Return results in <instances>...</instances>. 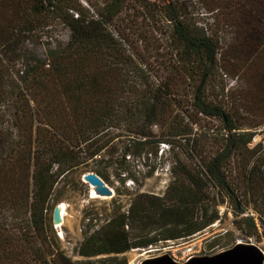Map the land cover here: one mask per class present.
Listing matches in <instances>:
<instances>
[{"label": "trees", "instance_id": "1", "mask_svg": "<svg viewBox=\"0 0 264 264\" xmlns=\"http://www.w3.org/2000/svg\"><path fill=\"white\" fill-rule=\"evenodd\" d=\"M82 1L0 0V264H104L186 238L220 219L219 194L236 189L257 213L235 219L237 229L263 239L264 170L246 159L260 145L248 148L253 132L241 129L264 118L246 121L224 100L240 88L251 113L264 117V0H197L209 26L197 23L192 0H102L94 13ZM58 24L69 31L66 41L48 35ZM37 34L47 38L44 57L28 46ZM159 34L167 36L165 53ZM215 70L237 77L238 86L218 98L203 83L184 111L182 87ZM199 116L217 118L219 129L202 127ZM164 123L187 138L198 126L204 143L188 141L185 158L171 159L163 194L136 192L126 210L117 206L91 232L88 218L76 249L83 259L71 261L47 217L55 185L118 136L115 176L138 183L130 157H156L160 142L173 149V139L153 138L152 127ZM94 171L110 182L106 167Z\"/></svg>", "mask_w": 264, "mask_h": 264}, {"label": "rangeland", "instance_id": "2", "mask_svg": "<svg viewBox=\"0 0 264 264\" xmlns=\"http://www.w3.org/2000/svg\"><path fill=\"white\" fill-rule=\"evenodd\" d=\"M81 3L95 12L97 8L102 7V0H83ZM191 10L194 15L198 17V24L209 26L212 22V17L207 13L204 8L199 4L197 0H192ZM201 12L203 14H201ZM142 17L138 18V22L141 23ZM214 28V27H213ZM69 31L62 24H58L48 35H52L53 41H66ZM161 44L160 53H165L167 48H164L167 36L157 35ZM47 38L46 35H35L31 39L29 48L41 57H44L47 52ZM166 49V50H165ZM157 68V66H156ZM155 68V69H156ZM163 73L162 71H160ZM160 72L158 73L160 75ZM155 75L156 72H154ZM162 75V74H161ZM157 77L153 76V79ZM201 75L191 85L182 87L180 90V100L182 109L188 111L190 109L189 98L193 94L197 85L200 83ZM237 77L228 74L220 75V72H216L213 76H207L204 79V88L209 96L224 97L227 90H235L238 86ZM224 86V90L223 87ZM240 94H234V97H229L224 100L228 102V105L233 103V106L238 108L239 115L246 117V121H259L263 119V115H257L256 117L251 113V104L247 101L245 94L240 88H238ZM225 99V98H224ZM190 111V110H189ZM188 113V112H187ZM199 123L204 128H211L217 130L220 127V121L217 118H209L199 116ZM187 118V117H186ZM142 118L137 115L135 120L140 121ZM177 120L181 121L179 117ZM186 119L183 120V123ZM168 123L162 124V126H153L152 133L155 134L153 138L155 140L173 139V149L169 144L160 142L158 144V154L156 157L149 156V158H132L130 157V163L136 167L139 171L138 183L132 180H127L122 184L115 176L116 161L121 159V140L124 136H118L112 140V142L104 147L102 151L93 158L81 157L82 163L75 169L65 175L59 183L55 185L52 198L49 201L47 209V217L52 225V212L53 208L58 203L65 204V217L63 222L59 225H52L58 240L56 244L60 247V250L64 251V254L71 259V261H77L83 259L76 252L79 243L82 241L85 230L89 227L88 218L91 220V227L89 232L97 228L99 225L105 223L106 219L110 216L113 209L117 206H121V211L126 210L130 202L131 197L136 192H151L161 195L165 191L169 181L170 172L169 164L173 157L185 158L187 147L198 144H203L204 139L197 137L201 130L198 126L194 128L193 134L187 138L182 135L169 134ZM182 128V127H181ZM198 129V134L195 135ZM179 131V128H175V133ZM241 131L253 132L251 141L247 144L248 148H253L256 145H260L256 152L246 154V159H252L254 162H258L262 170H264V123L256 127L243 126ZM197 139L195 140V137ZM186 137V138H185ZM190 139V140H189ZM189 141V145L186 144ZM154 147V146H153ZM209 149L210 146H208ZM85 153L82 152V155ZM128 158V156H127ZM106 167L110 172V182H106L112 189V196H101L97 194V197L92 196V186L86 182L82 175L85 172H95V169ZM151 167L153 172L150 176H146L147 169ZM95 194V193H94ZM233 196H228L225 192L219 194L218 200L223 199V202L218 205L220 219L210 224L203 230L186 238H180L177 240L161 241L156 245L148 246L146 248H133L117 256L116 259H109L104 264H140L142 259L152 256L169 253L175 260L184 261L190 256L213 254L223 249H226L238 241L248 242L252 237H243L241 232L237 229L235 219L240 218L246 214H252L257 216L254 212L252 203L247 204L249 196L245 197L241 191L234 190ZM240 209H244V212L236 216ZM228 232V234H226ZM256 238V237H255ZM257 241V239H256ZM257 244L264 250V238L257 241ZM109 255H97L90 257L92 260L106 259Z\"/></svg>", "mask_w": 264, "mask_h": 264}, {"label": "water", "instance_id": "3", "mask_svg": "<svg viewBox=\"0 0 264 264\" xmlns=\"http://www.w3.org/2000/svg\"><path fill=\"white\" fill-rule=\"evenodd\" d=\"M205 76L200 80L197 91L203 84ZM94 192L101 196H112L113 189L97 173L89 171L82 175ZM62 203L54 206L52 224L59 225L63 222L61 214ZM140 264H264V250L252 237L248 242L238 241L232 246L213 254L190 256L184 261L175 260L169 253L142 259Z\"/></svg>", "mask_w": 264, "mask_h": 264}, {"label": "bare ground", "instance_id": "4", "mask_svg": "<svg viewBox=\"0 0 264 264\" xmlns=\"http://www.w3.org/2000/svg\"><path fill=\"white\" fill-rule=\"evenodd\" d=\"M93 189V188H92ZM94 191V190H93ZM95 192H92V196L93 197H97V194L95 193ZM61 214H62V217H63V219H64V217H65V215H66V213H65V204L64 203H62V211H61Z\"/></svg>", "mask_w": 264, "mask_h": 264}, {"label": "built area", "instance_id": "5", "mask_svg": "<svg viewBox=\"0 0 264 264\" xmlns=\"http://www.w3.org/2000/svg\"><path fill=\"white\" fill-rule=\"evenodd\" d=\"M201 14H203V13L201 12Z\"/></svg>", "mask_w": 264, "mask_h": 264}]
</instances>
